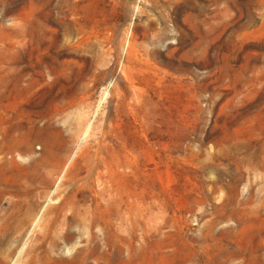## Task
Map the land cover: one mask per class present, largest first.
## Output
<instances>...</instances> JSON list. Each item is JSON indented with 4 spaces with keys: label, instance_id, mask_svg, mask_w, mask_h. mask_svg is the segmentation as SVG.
<instances>
[{
    "label": "rangeland",
    "instance_id": "rangeland-1",
    "mask_svg": "<svg viewBox=\"0 0 264 264\" xmlns=\"http://www.w3.org/2000/svg\"><path fill=\"white\" fill-rule=\"evenodd\" d=\"M161 1L84 3L105 29L95 51L110 67L102 88L135 60L163 79V150L147 214L162 237L143 264H264V0H193L177 23ZM36 4L51 0H0V71L33 76ZM17 88L18 97L2 87L0 105L19 115L33 91Z\"/></svg>",
    "mask_w": 264,
    "mask_h": 264
},
{
    "label": "bare ground",
    "instance_id": "bare-ground-1",
    "mask_svg": "<svg viewBox=\"0 0 264 264\" xmlns=\"http://www.w3.org/2000/svg\"><path fill=\"white\" fill-rule=\"evenodd\" d=\"M85 2L36 4L33 76L0 71V89L33 91L29 112L0 105V264H143L162 237L147 214L163 150V79L135 60L102 88L110 67L95 51L105 29ZM161 2L175 23L194 6Z\"/></svg>",
    "mask_w": 264,
    "mask_h": 264
}]
</instances>
